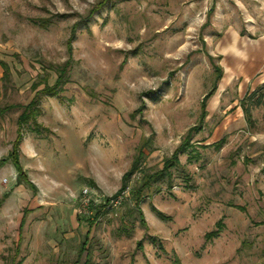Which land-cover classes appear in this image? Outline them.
Returning <instances> with one entry per match:
<instances>
[{
  "label": "rangeland",
  "instance_id": "1",
  "mask_svg": "<svg viewBox=\"0 0 264 264\" xmlns=\"http://www.w3.org/2000/svg\"><path fill=\"white\" fill-rule=\"evenodd\" d=\"M262 80L264 0H0V264H264Z\"/></svg>",
  "mask_w": 264,
  "mask_h": 264
},
{
  "label": "trees",
  "instance_id": "2",
  "mask_svg": "<svg viewBox=\"0 0 264 264\" xmlns=\"http://www.w3.org/2000/svg\"><path fill=\"white\" fill-rule=\"evenodd\" d=\"M3 69H4V72H3V77H5L6 73H7V68L5 65L2 66ZM58 80H59V76H57L55 82H54V86L57 85L58 83ZM54 86H51V87H45L44 89H41L39 91L41 92H45V91H49L52 92L54 88ZM214 90V89H213ZM212 94V93H211ZM210 94V96H211ZM209 96V97H210ZM254 99V100H252ZM248 101L249 103H251L253 101V106H261L263 108V112H264V81L260 84H258L253 90H251L250 92H248L247 95L244 96V98L242 99V102H241V107H242V110H243V113L246 117H249V114H250V107L249 106H245V102ZM35 104V99H32L30 100L27 104H25L23 106V110L21 112V114L18 116V123L19 125H22L24 122H26L28 120V118L30 117V115H32V110H33V106ZM21 139V132L20 130L18 131V134H17V137H16V141L13 145V148L12 150L9 152L8 154V158L11 159L13 161V165L14 167L16 168L17 172H18V177H24V174L23 172L21 171V167H20V164H19V161H18V151H17V148H18V142L20 141ZM1 163H3L1 161ZM126 178V175L123 177V179ZM147 182L144 183V185L146 184ZM143 185V186H144ZM142 187L136 192V200H138L139 198V192L141 191ZM6 196H4L5 198ZM4 198L0 199V204L1 202L4 200ZM18 264V263H17Z\"/></svg>",
  "mask_w": 264,
  "mask_h": 264
},
{
  "label": "built area",
  "instance_id": "3",
  "mask_svg": "<svg viewBox=\"0 0 264 264\" xmlns=\"http://www.w3.org/2000/svg\"><path fill=\"white\" fill-rule=\"evenodd\" d=\"M82 201L83 203L87 206L88 204H90L91 202L93 203V201H95V199H93L92 197H90V194H89V191L87 188H84L82 190ZM119 198H116V199H111L109 200L108 204H106L107 206H116L119 202L118 200Z\"/></svg>",
  "mask_w": 264,
  "mask_h": 264
},
{
  "label": "crops",
  "instance_id": "4",
  "mask_svg": "<svg viewBox=\"0 0 264 264\" xmlns=\"http://www.w3.org/2000/svg\"><path fill=\"white\" fill-rule=\"evenodd\" d=\"M264 80H262V82H263ZM22 222V221H21Z\"/></svg>",
  "mask_w": 264,
  "mask_h": 264
}]
</instances>
